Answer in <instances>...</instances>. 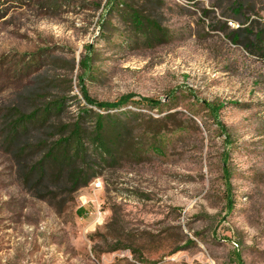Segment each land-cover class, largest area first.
<instances>
[{"label": "rangeland", "instance_id": "rangeland-1", "mask_svg": "<svg viewBox=\"0 0 264 264\" xmlns=\"http://www.w3.org/2000/svg\"><path fill=\"white\" fill-rule=\"evenodd\" d=\"M39 78L145 120L86 187L4 140ZM0 264H264V0H0Z\"/></svg>", "mask_w": 264, "mask_h": 264}, {"label": "trees", "instance_id": "trees-1", "mask_svg": "<svg viewBox=\"0 0 264 264\" xmlns=\"http://www.w3.org/2000/svg\"><path fill=\"white\" fill-rule=\"evenodd\" d=\"M115 9L120 10L118 3L115 4ZM128 14L133 24L140 27L143 25L138 12L131 14L128 12ZM148 24L150 28L154 26L153 23L148 22ZM81 66L88 68L87 61H83ZM39 79L37 85L23 92L20 96L22 105L14 108L6 118L7 135L4 140L9 146H22L17 149L18 157H24L30 148L42 153L40 163L31 167V172L38 169L42 173L46 166L54 165L60 170L61 175L68 177L75 190L86 187L96 176V172L90 168L94 162L104 164L111 159L117 160L122 155L123 146L128 141H133L134 137H129L126 133L127 117H134L137 121L142 116L139 113L125 111L117 115L100 114L83 106L76 116L66 117L67 104L72 98L70 83L68 87L52 95L48 90H56L66 81L55 83L52 80ZM82 96L87 106L104 111L125 108L132 97L125 96L116 103H99L89 97L84 87ZM143 102L151 104L152 108L162 106L160 101L144 99ZM206 104L205 107L212 112L214 118L218 117L222 105L214 107ZM176 115L177 112L167 113L160 120L150 117L146 120L162 124L166 129ZM140 120H144L143 117ZM29 140L33 141L32 145L28 144ZM153 151L159 153L161 149L153 147Z\"/></svg>", "mask_w": 264, "mask_h": 264}]
</instances>
